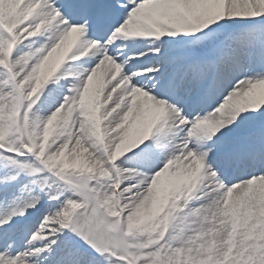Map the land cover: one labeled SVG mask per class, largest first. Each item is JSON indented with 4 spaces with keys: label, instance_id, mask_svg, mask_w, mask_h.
<instances>
[{
    "label": "snow or ice",
    "instance_id": "obj_1",
    "mask_svg": "<svg viewBox=\"0 0 264 264\" xmlns=\"http://www.w3.org/2000/svg\"><path fill=\"white\" fill-rule=\"evenodd\" d=\"M0 264H264V0H0Z\"/></svg>",
    "mask_w": 264,
    "mask_h": 264
}]
</instances>
